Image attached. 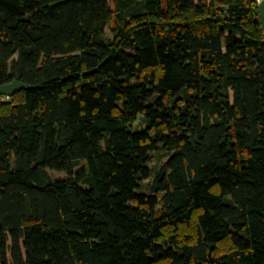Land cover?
<instances>
[{
	"label": "trees",
	"instance_id": "1",
	"mask_svg": "<svg viewBox=\"0 0 264 264\" xmlns=\"http://www.w3.org/2000/svg\"><path fill=\"white\" fill-rule=\"evenodd\" d=\"M13 80L0 264H264L256 0H0Z\"/></svg>",
	"mask_w": 264,
	"mask_h": 264
},
{
	"label": "water",
	"instance_id": "2",
	"mask_svg": "<svg viewBox=\"0 0 264 264\" xmlns=\"http://www.w3.org/2000/svg\"><path fill=\"white\" fill-rule=\"evenodd\" d=\"M258 6V14H259V21L261 25V30L264 36V0H256ZM30 87L19 82L17 80H13L12 82L5 83L0 85V97H11L14 93L20 90H26Z\"/></svg>",
	"mask_w": 264,
	"mask_h": 264
},
{
	"label": "rangeland",
	"instance_id": "3",
	"mask_svg": "<svg viewBox=\"0 0 264 264\" xmlns=\"http://www.w3.org/2000/svg\"><path fill=\"white\" fill-rule=\"evenodd\" d=\"M9 100V98H7V97H1V101H8ZM52 174V177L53 178H55V179H60V178H63L64 177V175L63 174H59V173H56V172H52L51 173ZM148 181H149V183L150 182H152L153 181V179L151 178V179H149V180H146L144 183H143V188H142V191L143 192H146V184L148 183Z\"/></svg>",
	"mask_w": 264,
	"mask_h": 264
}]
</instances>
